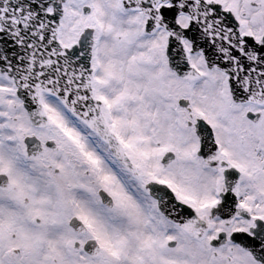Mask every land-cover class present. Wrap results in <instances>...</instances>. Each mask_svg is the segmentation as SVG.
<instances>
[{
    "label": "snow or ice",
    "instance_id": "1",
    "mask_svg": "<svg viewBox=\"0 0 264 264\" xmlns=\"http://www.w3.org/2000/svg\"><path fill=\"white\" fill-rule=\"evenodd\" d=\"M0 264H264V0H0Z\"/></svg>",
    "mask_w": 264,
    "mask_h": 264
}]
</instances>
